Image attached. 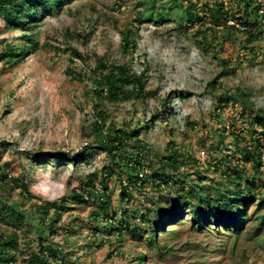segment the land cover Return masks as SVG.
<instances>
[{
	"label": "rangeland",
	"instance_id": "1",
	"mask_svg": "<svg viewBox=\"0 0 264 264\" xmlns=\"http://www.w3.org/2000/svg\"><path fill=\"white\" fill-rule=\"evenodd\" d=\"M190 1L198 6L213 3V0H184ZM223 1L226 8L239 11L238 17L247 16L246 6L239 4V0ZM260 1L263 6L259 39L249 44L244 32L235 31L231 37L221 33L219 45L205 44V49L198 48L200 44L191 35L201 20L189 32L181 31L174 0H154V12L166 6L171 13L170 20L162 24L136 21L138 13L147 8L143 0H72L47 15L31 32L7 29V22L0 17V53L7 45L26 44L24 34H32L37 42L20 63L10 65L0 61V141L9 142L7 146L0 145V169L10 176L25 177L31 192L48 200L59 199L73 188L81 187L89 173H100L107 160L102 152L78 165L59 159L58 153L76 154L85 144L95 141L90 129L95 119L92 71L104 57L109 62L128 63L134 71L145 73L149 77L148 90L157 92L145 102L105 103L111 117L118 124L125 120L135 126L148 123L142 138L154 155L166 154L172 142L186 155L197 158L198 164L190 160L181 169L187 175L180 173L179 177L189 184L200 182V176L204 184L224 182L222 172L229 162L221 164L220 171L210 164H218L217 160L232 153L238 157L240 153L236 150L234 134H229L232 127L227 129L222 150L217 149L220 138L215 131L234 120L233 131L242 137L240 144L250 142L246 123L239 117L243 99L235 100L232 94L241 89L248 94L247 99L255 110L264 111V0ZM227 24L243 27L236 25L235 20ZM129 27L138 29L137 49L126 54L120 48L121 33ZM252 47L254 51L249 50ZM73 49L82 58L75 57ZM219 58L226 60L229 67H224ZM68 68L87 72L88 78L83 82L74 80L66 73ZM215 78L221 86L210 85ZM222 92H227L228 101L220 107L218 98ZM180 93L189 95L181 97ZM164 101L168 102L165 108ZM155 114H159V119L156 120ZM40 152L54 154V159L35 160L33 154ZM228 158L231 165L237 164L235 157ZM153 160L149 162L153 165L150 172L161 166L160 160ZM242 164L243 176L255 177L256 191L264 196V149L258 169L251 162ZM120 183L115 176L109 180L112 208L124 211L127 216L137 208L144 212L148 208L154 210L159 203L155 205L153 200H161V194H177L175 185H163L162 191H157L147 184L141 190L134 189L132 198L122 202ZM258 201L256 197L250 213ZM10 202L23 211L31 205V201L25 202L19 195V189ZM94 208L96 204L77 206L62 221L63 232L79 230L70 237L69 246L77 248L80 264H134L143 254L146 256L143 264H264V225L257 232L264 210L250 217L239 235L222 230L196 232L191 229L190 216L185 212L186 221L170 226L158 236L157 245L151 246L146 242L150 233L146 232L139 241L128 235L121 242L101 233L94 235L91 229L95 225L91 216ZM104 238L108 241L102 247H88ZM55 239L62 242V235Z\"/></svg>",
	"mask_w": 264,
	"mask_h": 264
},
{
	"label": "trees",
	"instance_id": "2",
	"mask_svg": "<svg viewBox=\"0 0 264 264\" xmlns=\"http://www.w3.org/2000/svg\"><path fill=\"white\" fill-rule=\"evenodd\" d=\"M71 2L72 0H0V17L7 22V29L31 32L47 15L59 11ZM143 2L147 8L138 13L136 17L138 23L142 24L147 20L162 24L170 20L171 13L167 12L166 6L161 7L163 10L154 12V0H143ZM241 3L246 6L245 18L237 16L238 10L226 8L223 0L205 2L202 6L192 1L186 3L184 0H174L175 7L179 10L176 13L179 29L187 33L189 28H193L201 20V24L191 35L200 44L197 47L203 49L206 48L205 44L209 47L219 45L221 33L231 37L235 31L246 33L248 43H254L260 35V9L263 3L260 0H239V4ZM230 20H235L236 25L243 27L227 24ZM31 35L24 34L27 43L22 46L7 45L0 53V61L16 65L25 59L37 45ZM121 35V51L126 54L133 53L137 49L138 29L129 27ZM253 49V47L249 48L250 51H254ZM72 53L75 57L82 58V54L77 50L73 49ZM219 59L224 67H229L226 60ZM92 72L91 99L95 101L92 111L95 119L90 124V129L95 141L85 144L76 154L71 151L58 154L59 159L78 165L89 160L96 153L102 152L106 155V163L99 174L89 173L82 180L81 187L73 188L70 194L55 200L33 194L25 177L10 176L7 171L0 169V264H80V256L76 254L77 248L69 246L70 237L78 234L79 230L75 228L63 232L62 221L64 216L70 214L77 206L85 204H96V208L91 211L95 223L91 227L94 235L101 233L109 238L116 237L119 242L122 241V237L128 235L133 240L139 241L145 237L146 232L150 233L146 242L151 246L157 245L158 236L168 231L170 226L186 221L185 212L190 216L188 220L191 222V229L196 232H201L203 229L207 232L222 230L239 235L248 219L264 210V196L256 191L258 184L255 177L243 176L242 162H251L252 167L258 169L262 165L264 149V111L254 109L253 103L247 99L249 98L247 93L238 89L232 94V98L243 99L239 117H242L243 122L246 123L245 130L250 142L240 144L242 137L235 135L233 131L236 129L234 120H231L228 126L223 125L218 128L215 131L220 138L217 149L222 150L221 146L225 144L227 138V129L232 127L233 130L229 134H234V143L240 155L236 157L232 153L217 160L218 164H210L215 170L220 171L221 164L229 162L222 172L224 182L204 184L202 182L204 178L200 176V182L189 184L179 177L180 173H184L181 169H185L190 160L198 164L197 158L186 155L172 142L168 144L166 154L154 155L149 143L142 138L143 131L149 127L148 123L135 126L132 121L125 120L118 124L116 118H112L104 107L105 103L132 100L145 102L156 95V91L147 88L149 77L145 73L134 71L128 63L109 62L104 57L97 61ZM66 73L72 79L82 82L88 78L87 72H78L72 68H68ZM219 82L218 78H215L210 85L221 86ZM187 95L189 93H180L181 97ZM227 95V92L220 94L218 106L222 107L228 101ZM167 103L164 101L162 107H167ZM158 115L154 116L156 120L160 117ZM0 145L7 146L9 142L3 140L0 141ZM0 157H2L1 153ZM39 157L43 161H49L54 159V154L49 152L33 154L35 160L40 159ZM228 157H235L238 160L237 164L231 165L232 160ZM154 158L160 160L161 166L150 172L153 165L149 162ZM183 175L186 176V172ZM114 176L121 181L122 202L132 198L134 189L141 190L147 184L157 191H162L163 185H175L177 194L172 195L171 192L166 196L161 194V200L158 202L153 200L155 205L159 203L154 210L148 208L144 212L143 209L137 208L133 209L132 215L127 216L124 211L112 208L109 180ZM258 179L262 181L261 177ZM17 189L25 202L31 201L30 209L23 211L11 204L10 199ZM256 197L259 201L255 210L250 213ZM260 217L257 232L264 225V214ZM58 235H62V242L56 241L55 237ZM107 241L104 238L99 244L92 242L88 247L100 248ZM145 257L144 254L141 255L134 264H143Z\"/></svg>",
	"mask_w": 264,
	"mask_h": 264
}]
</instances>
